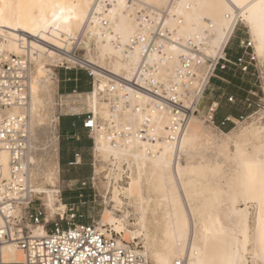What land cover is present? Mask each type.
<instances>
[{"label":"bare ground","instance_id":"bare-ground-1","mask_svg":"<svg viewBox=\"0 0 264 264\" xmlns=\"http://www.w3.org/2000/svg\"><path fill=\"white\" fill-rule=\"evenodd\" d=\"M75 1L81 7L72 0H24L30 7L16 18L0 24L2 46L21 59L27 62L29 60L31 64L30 102L26 107L11 110L29 115L33 140L41 136V129L37 127L42 125L44 103L51 98L49 84L53 70L47 65H53L64 57L72 62L76 61L74 55L69 53L76 42H83L88 52L87 61L93 65L97 77L102 79L101 81L96 77L95 87L90 90L87 100L91 106L89 111L105 120L101 131L107 135L108 131H114L122 122H130L133 128H137L143 115L141 107L146 98L138 95L131 98L133 110L118 111L116 119L109 121L111 98L100 92L116 76L130 78L138 65V52L135 50L128 53L125 49V45L130 43L138 30L134 7L126 0H109L112 4L108 19L112 31L104 35L97 24L85 29L96 0ZM153 3L162 6L166 0H153ZM240 5L245 7L241 8ZM170 14L181 19L178 31L184 38L196 36L205 26L213 27L214 35L209 42L210 55L216 54L220 48L222 54L238 21L247 22L253 32L257 53L261 55L264 52V7L261 6V0H177L170 8ZM230 25L231 34L225 40ZM81 36H86L87 40H81ZM114 39L120 40V44H113ZM174 67L175 62H170L160 70L158 75L165 84L172 78ZM198 84L200 80L197 81ZM72 96L75 95L68 96V102L72 100ZM159 121L164 124L166 119L162 117ZM213 127L203 125L195 114L177 144L165 147L156 157L147 156L136 142L116 148L106 137H97V155L103 156L107 152L116 157L129 154L136 163L138 175L131 178L127 190L135 202V209L141 214L140 225L146 232V250L142 253L155 264H175L180 259L185 264H248L249 252L258 256V251H261L257 242L260 234L264 235V218H260L262 225L251 234L247 205L242 208L237 202H231L229 206L221 208L220 186L207 185L206 179L208 172L219 171L221 165L219 162L213 164L204 161L203 151L213 148L218 157H228L232 162L238 163L237 184L232 188V194L245 204L251 195L264 203V155H256V152L264 153V148L257 146L258 142L262 143L263 135L254 124L242 130L231 129L224 133L225 138L216 134ZM36 142L37 144L32 145L30 155L34 163L38 162L36 145L40 143L37 139ZM249 142L252 143L251 150L246 146ZM232 143L235 146L234 153H231ZM182 152L187 156V165H183L176 157L177 153ZM197 154L201 155L203 161L194 160V155ZM3 162L6 163L5 158ZM56 165L59 167L58 160ZM143 182L157 196H146ZM31 192L34 195H37L36 192L47 194L53 208L52 197L59 190L55 182L51 181L49 187H37L33 184ZM116 199H120L118 195ZM198 201L201 202L197 203ZM41 206L47 214L44 205ZM234 213L237 216L232 218L231 224H225V219ZM106 222L117 232L124 229V224L112 215L107 216ZM39 233L44 234L45 229H40ZM132 235L135 239L136 232L133 231ZM157 241L161 243L159 247L154 244ZM3 253L7 261L22 257L13 244H8Z\"/></svg>","mask_w":264,"mask_h":264},{"label":"built area","instance_id":"built-area-1","mask_svg":"<svg viewBox=\"0 0 264 264\" xmlns=\"http://www.w3.org/2000/svg\"><path fill=\"white\" fill-rule=\"evenodd\" d=\"M126 1L134 7L138 30L125 49L128 53L138 52V65L130 78L116 76L100 92L111 98L109 121L116 119L118 111L133 110V96H144L146 101L141 107L143 115L138 127L122 122L105 135L101 131L105 120L89 111L79 97L88 91L76 88L58 95V119L83 117V129L92 141L94 152L97 137L104 136L116 148L136 142L147 156L156 157L165 147L175 146L192 116L201 112V102L218 71L248 72L255 59L251 53L253 41L250 37L240 38L237 50L233 54L227 51L237 23L222 54L220 48L216 54L210 55L213 27H203L196 36H180L181 19L170 14V8L177 0H166L162 6L153 0ZM111 4L109 0H96L85 29L97 24L104 35L110 33L112 27L108 15ZM81 44L78 42L77 47ZM113 44H120V40L114 39ZM2 45L0 40V264H152L136 245L117 239L103 226L67 220L63 215L50 220L42 206L37 205L31 192L36 163L30 158L33 145L30 117L27 113L11 110L26 107L30 102V64ZM73 55L76 58L74 65H67L65 69H84L90 79V90L94 89L97 75L93 65L85 56ZM170 62H175L173 76L165 84L158 74ZM198 80L200 84L197 85ZM72 94L79 96L68 102V96ZM228 100L234 101L233 97ZM246 100L250 101V98ZM216 108L211 105L204 113L211 125L221 130L227 122L235 123L228 117L218 125ZM162 117L166 119L164 124L159 121ZM54 152L59 162V141ZM176 157L179 158L180 154L177 153ZM96 163L94 159L92 165L96 167ZM70 164H82L81 154L76 153ZM81 184L85 185L86 181ZM40 229H45V233H39ZM8 244H13L21 252V259H4L3 251ZM175 264H185V261L180 259Z\"/></svg>","mask_w":264,"mask_h":264},{"label":"rangeland","instance_id":"rangeland-1","mask_svg":"<svg viewBox=\"0 0 264 264\" xmlns=\"http://www.w3.org/2000/svg\"><path fill=\"white\" fill-rule=\"evenodd\" d=\"M72 2L79 5V3L75 0H72ZM79 7H81V5H79ZM245 37H250L253 41V50L251 53L255 59L251 61L252 64L250 69L246 73L230 70L232 73L231 77L226 78L227 82H224L229 86V88L225 89V92H229V97H233L234 101H229V104L225 105L223 108H236L237 111L243 114V118L240 119V121L234 120L235 123L231 122L232 125L228 129L221 127L220 130L213 127V125L212 127L214 128L213 131L216 134L225 138L224 133L230 131L231 129L235 128L236 130H242L245 127L254 124L263 135L262 143L258 142L257 146L264 148V52L261 55L257 53L255 40L253 39V32L247 22L238 21L237 28L233 34L227 51L230 54H233V52L237 50L239 39ZM80 39L85 41L87 40V37L81 36ZM262 42L264 45V40ZM81 43L82 44L79 47H77V42L74 43L72 45L73 49H70L69 53H76L78 55L85 56L87 59L88 52L85 50L83 42ZM28 63H30L29 60ZM54 64H57V66ZM67 65L73 66L74 63L65 57L63 60L54 62L53 65H47V67H50L53 70V74H51L52 78L49 84L51 98L48 102H46L47 100L45 101L46 104L44 103V107L41 112L42 123L41 120L39 122L42 125H39L41 128L39 126L37 127L38 129H41L40 135L42 137L38 135L40 137H36L33 140V144H37L36 139L38 143H42L36 145V147H38L36 148L37 150L35 149L38 154H36L38 162H36L33 184L37 187H49L51 181H54L59 192L55 193L52 197L53 208L50 205V198L47 194L36 192L37 195H35V199L37 205H44L47 216L50 220L57 217L59 218L60 215H63L67 220L73 219L79 223L98 224L103 226V228L108 229V231L110 230L112 235L117 239L131 242L137 246L139 251H145L146 232L140 225L141 214L135 209V202L127 190L131 178L138 175L136 163L132 159L131 155L126 154L116 157L112 153L107 152L103 156H100V154L97 155V151L94 152L92 149H88L85 151V158L82 160V164L71 165L66 168L61 166L59 168L58 165H56V160L58 159L56 153L54 152V148L57 146L58 141H60L62 131H65L67 128L66 123H63V125L60 126V119H58L59 110L56 105L58 95L63 93V87L59 82L60 75L70 71L65 69V66ZM72 70L83 72L84 75H86V80H89L87 76L88 74L84 69L73 68ZM98 79L102 81L101 78ZM76 89L80 91L78 87ZM88 94L90 95L91 91L80 96H72L70 99L76 100L77 98L75 97H81L80 99L83 100L84 106L88 110H91V106L87 102ZM237 98L239 100H237ZM247 98H250V101H247ZM207 101L208 90L201 102V112L196 114L205 126L211 125L206 120L204 115L206 112L205 109L207 108ZM240 101L244 102V108L239 106L243 105ZM249 102L252 103L251 106H248ZM38 138L40 139L38 140ZM97 142H99L98 138L96 140V143ZM251 144L252 143L249 142L248 145H246L247 148H250V150L252 146ZM43 148L45 149L43 150ZM35 150H33V153ZM234 151L235 146L232 143L231 153H234ZM203 155L205 156L204 161L211 162L213 164L219 162L221 165L219 171L214 173L208 172L206 176V179H208L209 182H207V185L218 184L221 188V208L224 209L229 206L231 202H237V204H239L242 208H245L247 205L250 212V230L251 234H253L256 232L258 226L262 225L260 218H264V203L259 202L255 196L251 195L246 202L247 204H245V202L239 197L231 193L232 188H234L237 184L236 182L239 171L238 163L234 161L232 162L228 157H218L213 148L204 150ZM256 155L263 156L264 153L256 152ZM94 159H96L97 162L96 167L92 165ZM178 160L183 165H187V156L183 152L180 153ZM194 160L203 161L200 154L194 155ZM69 174L73 175L71 182L67 178ZM258 174L259 171L257 172V175ZM91 177H94V179L92 180ZM185 177L188 178V175H185ZM88 178L89 182L87 181ZM83 180L86 181L85 185L81 184V181ZM249 185L253 184L249 183ZM143 188L146 196H157L154 191L149 189V185L146 182H143ZM116 195L120 198L119 200L116 199ZM200 202L201 201H198L197 203ZM108 215L116 217L124 224L122 232H117L112 225L106 222ZM236 216L237 214L235 213L231 214L229 218L225 219V224L230 225L232 218ZM133 231L136 232L135 239L132 238ZM158 236L160 237V235ZM154 244L158 247L161 245L159 241ZM257 244L261 247V251H258V256H254L249 252L247 255L248 264H264L263 234H260ZM251 247L252 245L250 242L249 248ZM148 258L152 264H155L150 257Z\"/></svg>","mask_w":264,"mask_h":264},{"label":"crops","instance_id":"crops-1","mask_svg":"<svg viewBox=\"0 0 264 264\" xmlns=\"http://www.w3.org/2000/svg\"><path fill=\"white\" fill-rule=\"evenodd\" d=\"M231 74L230 70L218 71L217 77H214L211 80L210 87L208 89V101L205 111H207L211 105L217 107L215 110V121L218 125H221L228 117L231 120H238L243 115L237 111L236 108L223 109L225 105L229 104V92H225V89L229 88V86L224 82H227L226 78L231 77ZM59 82L63 87V92H69L80 85H82L80 91L85 92L91 89L90 79L86 80V75L79 71L70 70L69 72L61 74ZM237 100L239 99L237 98ZM240 102H242L243 105L239 106L244 108V102ZM63 123H66L67 128L65 131H62L59 141V168L60 166L65 168L67 166H71L70 163L74 161L76 153H80L83 160L85 158V151L91 149L92 146L91 139L88 137L87 132L83 129V117L65 116L60 119V126H62ZM230 126L231 122H227L226 129L230 128ZM67 178L72 180L73 175L69 174Z\"/></svg>","mask_w":264,"mask_h":264},{"label":"snow or ice","instance_id":"snow-or-ice-1","mask_svg":"<svg viewBox=\"0 0 264 264\" xmlns=\"http://www.w3.org/2000/svg\"><path fill=\"white\" fill-rule=\"evenodd\" d=\"M261 6L264 7V0H261ZM28 7L30 6L26 4L24 0H0V24L16 18L24 9ZM240 7L244 8L245 5H240ZM231 30L232 26L230 25L228 32L225 34V40H227L228 36L231 34Z\"/></svg>","mask_w":264,"mask_h":264},{"label":"trees","instance_id":"trees-1","mask_svg":"<svg viewBox=\"0 0 264 264\" xmlns=\"http://www.w3.org/2000/svg\"><path fill=\"white\" fill-rule=\"evenodd\" d=\"M229 70H231V69H229ZM221 71H226V70H221ZM78 88L79 89L82 88V85H80ZM231 125H232V123H231ZM223 128H226V125ZM65 201H66V199H65Z\"/></svg>","mask_w":264,"mask_h":264}]
</instances>
